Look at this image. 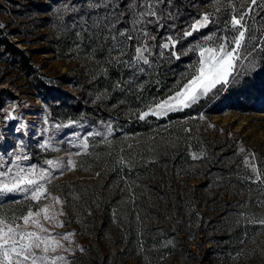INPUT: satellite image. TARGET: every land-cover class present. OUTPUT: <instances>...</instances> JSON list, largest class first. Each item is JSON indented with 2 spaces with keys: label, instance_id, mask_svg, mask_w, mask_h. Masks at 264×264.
<instances>
[{
  "label": "rangeland",
  "instance_id": "374dc122",
  "mask_svg": "<svg viewBox=\"0 0 264 264\" xmlns=\"http://www.w3.org/2000/svg\"><path fill=\"white\" fill-rule=\"evenodd\" d=\"M16 1L9 4L0 0V36L10 34L17 46L25 49L40 80L65 95L74 96L78 105L71 109L59 102H45L0 46V108L4 109L0 112V171L11 168L15 172V165L19 164L25 169L35 167L38 172L46 170L48 176L41 181L46 191L39 201L32 199L30 193H0V216L63 245L47 254L49 260L45 264H51L57 256L64 259L56 264H71L74 253L101 234L98 227L92 229L96 218L89 209L95 206L97 214L104 210L101 190L113 173L132 177L129 183L134 203L145 200L148 204L151 194L157 196L153 205L145 209L148 219L159 218L149 221L155 236L152 244L132 251L125 264H144L147 260L169 264L172 257L168 251L178 249L174 241L186 234L191 237L189 248L209 258L211 264H264V224L259 223L264 220V199L234 201V193L240 186L259 182L264 185V109L243 111L239 109L242 105L238 108L223 105L215 109L219 111L212 112L197 111L196 107L212 94L213 104L223 102L229 86L238 90L245 78L254 80L258 71L264 72V0H256L240 10L233 7L227 13L223 30L216 28L207 36L213 37L207 41L208 46L222 38L231 41L238 36L232 17L243 15L245 39L229 82L217 84L189 107L168 111H160L156 105L174 94L186 79L171 84V93L159 98L148 97V85L138 93L127 92L123 78L119 86H110L96 68L120 59L118 49L94 59L88 47L77 45L76 40L65 48L57 44L55 32H67V39H72L74 35L70 31L75 24L81 25L86 20L87 14L80 5L75 11L62 8L59 12L56 8L46 12L37 8L50 5L48 0ZM234 1H219L213 13L203 14L193 25L206 14L208 21L212 15L221 19L229 2ZM61 16L68 20L57 22ZM207 37L199 47L204 46ZM108 42L116 45L117 39ZM140 49L148 60L149 49L146 46ZM138 55L135 59L144 64L137 59ZM133 80L137 79L132 77L129 81ZM263 84L262 79L258 80L257 89L263 91ZM250 106L253 105L244 107ZM9 112L16 119H4ZM17 155L28 158L17 161ZM252 166L258 169L259 177ZM175 192L181 193L183 202L178 203ZM125 194L124 197L129 196ZM118 202L124 206L121 201L114 204ZM44 209H48L49 219L44 218ZM28 211L33 213L30 219L39 220L47 232L31 222L27 226L23 224L21 217ZM38 211L40 215L36 216ZM129 212L139 222L137 230L143 233L142 211L135 206ZM235 212H241L242 218L256 228L250 229L245 242L239 245L219 239L211 243L209 238H220L219 224L216 225L218 219H223L220 215L230 218ZM68 233L74 234L70 241L61 239ZM201 237L204 244L200 247ZM46 243L51 246L52 241Z\"/></svg>",
  "mask_w": 264,
  "mask_h": 264
},
{
  "label": "trees",
  "instance_id": "16d2710c",
  "mask_svg": "<svg viewBox=\"0 0 264 264\" xmlns=\"http://www.w3.org/2000/svg\"><path fill=\"white\" fill-rule=\"evenodd\" d=\"M3 1L9 4H16L18 2L16 0ZM48 1L51 3L50 5L35 8L46 12H52L54 9L59 8L60 12L62 8L63 10L70 9L75 11V7L80 5V9L87 14L84 23L81 25L75 24L74 30L70 31L74 35L72 39H67L68 36L65 35L67 32H55L56 41L59 46L65 48L67 43L71 45L76 40V44L79 42L77 45L83 44L88 47V51L93 54L94 59H98L103 54L112 53L118 49V52L121 54L120 59L114 62L110 61L109 66L106 65L104 68L98 67L96 70L104 75L107 78L106 81H109L108 83L113 87L119 86V80L125 79L124 84L128 86L126 91L132 94L138 93L141 87L148 85L146 89H148V97L151 98L169 95L179 79H187L194 70L193 66L200 59L198 55L199 45L216 28L223 30L225 27L224 22L228 17L227 13L230 9L235 7L237 10H240L241 7L251 5L250 0L229 2V6L226 7L223 16L219 17L221 19L212 15L207 27L201 28L198 31H192V35L188 36L185 34L192 30L191 27L194 22L200 19L203 14L212 12L216 8V4L221 0ZM0 6L2 5L0 4ZM86 10H90V12ZM152 12L155 14H150ZM66 20H68L66 16H61V19L57 22L64 23ZM78 36H82L83 39L78 38ZM111 38L117 39L116 45L108 42ZM172 41L175 42L174 46ZM166 42L170 43L168 48L163 47ZM0 46L3 47L4 53L9 57L11 62L25 74V77L30 79L45 102H59L66 106L69 105L71 109L78 106L76 105L77 102L74 96L65 95L63 92L47 86L45 82L40 80L36 75L37 70L33 68L25 49L17 46V41L12 40L10 34H1ZM142 46H146L149 49L148 63L144 64L137 62L135 59L137 55L136 49ZM132 77H135L137 80L129 81ZM261 79L262 83H264V72L258 71L257 75H254V80L245 78L238 86V90L229 86L223 94V102L220 101L213 104L214 94L209 95L206 99L199 102L196 106L198 108L197 111L200 109L212 112L219 111L215 109L223 107V105H235V108L242 105L239 109L243 111L247 109H264V90L262 91L256 87L257 81ZM219 104L220 106H218ZM246 104L253 106L245 108ZM107 178L101 190V193L104 194L103 199H101L104 210L101 214H97L95 206L89 209L96 218L92 229L94 230L98 227L101 234H96L95 239L92 238L90 242H87L81 248L82 250L78 249L71 259V264H125V258H130V253H133L132 251H135L139 246H143L144 244L146 246L151 245V241L155 237L153 236L154 230L152 224H149V221L151 222L153 219L154 221H158L159 218L152 217L148 219L145 209L153 205L157 196L151 194L152 199L148 204L145 200L134 203L129 183L130 181L132 182V177L129 174L120 173L117 175L113 173ZM125 192L129 194V196L127 195L128 198L124 197L126 195ZM234 194V201L238 199L242 200V203L246 199L259 201L260 199H264V185L259 182L249 187L240 186ZM174 196L179 201L178 203L183 202L180 192H175ZM117 201H121L124 206H120L119 202L118 204H114ZM135 206L139 207L143 214V233L140 232V229L139 231L137 230L139 222L129 212V209ZM118 208H121V211H117ZM172 212L170 211L169 213L171 214ZM179 215L182 216L181 213ZM222 216L223 219H218L219 221L216 224H219L217 227L220 230V238H217V236L209 238L211 243H216V239H219L239 245L245 242L250 229L256 228L255 226H250L242 218L241 212H235V215L230 218L226 214H221L220 217ZM171 220V222H174L175 219L172 218ZM215 222L213 221L212 223ZM190 238V235L186 234L174 241V245H177L179 248L168 251L169 256L172 257L169 264H211L209 258L204 255L200 256L196 251L189 248L188 241ZM199 240L201 242L198 245L201 247L204 244V237L199 238ZM155 261L147 260L144 264H156L157 262Z\"/></svg>",
  "mask_w": 264,
  "mask_h": 264
},
{
  "label": "snow or ice",
  "instance_id": "6c2138e0",
  "mask_svg": "<svg viewBox=\"0 0 264 264\" xmlns=\"http://www.w3.org/2000/svg\"><path fill=\"white\" fill-rule=\"evenodd\" d=\"M252 4L256 3V0H250ZM154 15L155 13H150ZM244 17L240 18L232 17L231 23L233 28L238 32V36L234 37L231 41L227 38H222L218 43L212 46L207 45V41H212L213 37L206 38L204 46L199 47L198 55L200 57L196 65L193 66L192 73L187 77L186 82L179 85L174 94L168 96L163 101H160L156 108L160 111L179 110L183 107H189L191 103H195L201 95H207L217 84H227L228 78L233 75L236 67V61L241 57L239 55L242 47V41L245 39V29L242 23ZM207 14L204 15L201 21H198L192 26L193 31H198L200 27L207 25ZM185 35L191 36L192 32H188ZM170 39V38H169ZM174 46L175 42L172 41ZM164 48H168L169 44L165 43ZM136 52L139 54L137 59L143 60L144 63H148L145 59L144 50L137 48ZM4 109L0 108V112ZM148 113H145L147 115ZM153 114H158L153 112ZM4 119L13 120L16 117L9 112ZM86 147V142H85ZM243 151V149H242ZM27 156L21 157L17 155L15 159L17 161L21 159H27ZM49 165H53V161H47ZM74 166V165H73ZM16 171L13 172L11 168L0 171V193H16L24 192L30 193L32 199L39 201L41 196L44 195L46 189L45 185L41 181L47 180L46 170L41 169L39 172L35 167H29L25 169L19 164L15 165ZM253 171L257 173L259 177V171L254 166ZM59 202V198H56ZM45 212V219H49L47 212L48 209L43 210ZM36 216L40 215L38 211ZM33 217V213L28 211L27 214L21 219L25 226L31 222L41 231L47 232L48 229L44 228L40 224L39 220L30 219ZM264 224V220L259 221ZM58 226H63L62 224ZM73 233L65 234L61 239L69 240ZM51 240V246L46 241ZM27 241V242H25ZM58 248H63V245L59 241L52 237H41L37 232L28 231L27 228H21L20 224L14 221H9L6 217L0 216V264H45L49 260L48 253L56 252ZM35 250H39L41 253L37 255ZM82 250V249H81ZM62 256H57L51 260V264H56L57 260H63ZM67 264V262H65Z\"/></svg>",
  "mask_w": 264,
  "mask_h": 264
}]
</instances>
